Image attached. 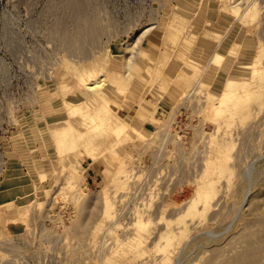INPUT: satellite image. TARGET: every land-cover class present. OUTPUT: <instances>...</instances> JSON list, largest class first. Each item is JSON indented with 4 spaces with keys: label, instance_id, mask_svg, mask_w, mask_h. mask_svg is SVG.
Masks as SVG:
<instances>
[{
    "label": "rangeland",
    "instance_id": "rangeland-1",
    "mask_svg": "<svg viewBox=\"0 0 264 264\" xmlns=\"http://www.w3.org/2000/svg\"><path fill=\"white\" fill-rule=\"evenodd\" d=\"M0 264H264V0H0Z\"/></svg>",
    "mask_w": 264,
    "mask_h": 264
},
{
    "label": "bare ground",
    "instance_id": "bare-ground-1",
    "mask_svg": "<svg viewBox=\"0 0 264 264\" xmlns=\"http://www.w3.org/2000/svg\"><path fill=\"white\" fill-rule=\"evenodd\" d=\"M260 50V49H259ZM135 56H132V58L129 59V63L127 64V70H128V74L130 73V71L132 70V67L135 65V59H134ZM221 57V56H219ZM215 57V64H221L222 60L223 59H220V58H217ZM222 58V57H221ZM224 58V57H223ZM259 58V57H258ZM261 58V57H260ZM217 60V61H216ZM259 60V59H258ZM255 63V62H254ZM258 63H256L255 65H257ZM259 64H261L259 62ZM262 65V64H261ZM259 65V66H261ZM263 66V65H262ZM257 69V68H256ZM255 69V70H256ZM263 69V68H262ZM261 69V70H262ZM255 75V72H253ZM260 72H258L257 76L259 75ZM130 75V74H129ZM128 75V77H129ZM262 74H260L261 76ZM260 76H258L260 78ZM257 77V78H258ZM257 78H253L252 82L254 81H257ZM251 80V79H250ZM249 80V81H250ZM248 81V82H249ZM105 82V81H104ZM127 82V81H126ZM256 83V82H254ZM252 83V85L254 84ZM250 84H247L246 82H243V84H238V81H235V80H230L229 83H227V87H225V97L226 98H229V96H232L234 98H238L240 95H242L241 93V90H243V93L244 92V89H248L247 86H249ZM88 86V85H87ZM107 86L106 83H103V81H100L98 83H96L95 85H92V86H88L89 90L93 92V99L91 102H89L87 105L88 107V110L90 111H93V113L95 114V116L99 117L101 119V121H104L105 122V127L108 128V130H111V134L114 136V139L116 140L115 142V146L119 144L120 142V139L121 137L126 134L128 131V127L129 125L126 123V122H113L112 121V118L114 117L113 115L110 114V105L107 100V95H105V91H104V87ZM110 86V85H109ZM114 86V85H113ZM250 87H252L250 85ZM66 90V89H65ZM64 90V91H65ZM67 91V90H66ZM246 91V90H245ZM249 95V94H248ZM253 95V94H252ZM66 96V95H65ZM236 101V100H235ZM72 104V103H71ZM69 105V104H68ZM72 106V105H70ZM74 107V106H73ZM237 107V104L234 103L233 105L230 106L229 104V109L230 110H234L235 108ZM75 108V107H74ZM78 109V108H77ZM76 109V110H77ZM75 110V109H73ZM80 111V109H78ZM90 111V112H91ZM83 112V111H82ZM80 112V114L82 113ZM138 112V111H137ZM140 112V111H139ZM78 113V111H77ZM84 113V112H83ZM82 113V114H83ZM81 114V115H82ZM85 114V113H84ZM79 115V114H78ZM140 117V113L139 115H135V118H139ZM140 119V118H139ZM142 120V119H141ZM144 120V119H143ZM154 121V120H153ZM129 122V121H128ZM130 123V122H129ZM92 128L90 129V131L88 133H85L83 135L81 134H74V135H70V130L69 128L67 129H64V132L62 133V139L59 143V148L61 151H65L67 149L70 148H74L76 147L78 144L84 146L87 150V153H88V156L91 157V158H94V153L93 151L99 147H92L93 144L96 143V141L98 142L99 138L103 135H105V131H102L100 132V123L99 124H96V123H92ZM72 127V126H71ZM105 128V129H106ZM130 128V127H129ZM74 129V128H73ZM133 129V128H132ZM135 129H133L134 131ZM73 132V130H72ZM71 132V133H72ZM75 132V130H74ZM73 132V133H74ZM98 132V133H97ZM105 132V133H104ZM136 134H138L136 131H134ZM77 133V131H76ZM123 139V138H122ZM76 149V148H75ZM68 151V150H67ZM116 154V153H115ZM223 162H221L220 164H222ZM222 166V165H221ZM109 182L115 186L117 184V176L116 175H111L110 179H109ZM212 189H213V183H210L208 185H199L198 187V191H197V195L193 198L192 200V203L189 205L188 207V210L189 211H192L196 208H198V206L200 205V203L204 204V206H207V203H208V199L210 197H212ZM107 191H108V188L105 189V194H107ZM108 195V194H107ZM105 207H106V211L105 213L107 214V216H112L113 213H112V208H113V205H112V201L110 200V198L108 196H105ZM150 227H149V223L148 222H145V223H142V226H141V230L143 231H146L148 230Z\"/></svg>",
    "mask_w": 264,
    "mask_h": 264
}]
</instances>
